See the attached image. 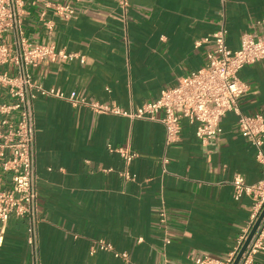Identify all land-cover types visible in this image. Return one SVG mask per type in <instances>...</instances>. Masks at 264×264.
I'll return each instance as SVG.
<instances>
[{
  "label": "crops",
  "instance_id": "1",
  "mask_svg": "<svg viewBox=\"0 0 264 264\" xmlns=\"http://www.w3.org/2000/svg\"><path fill=\"white\" fill-rule=\"evenodd\" d=\"M127 1L123 8L115 0H73L71 19L47 16L50 32L35 15L28 17L34 41L54 42L77 55L31 67L34 82L133 112L204 66L213 49L211 35L221 26L232 50L244 32L264 36V0ZM238 77L247 85L240 111L264 114V60L243 66ZM34 115L39 264H195L198 255L224 258L255 212L251 196L233 198L235 174L247 184L264 179L257 150L239 132L233 112L205 145L185 120L179 139L166 144L158 120L95 112L54 96L38 95ZM109 145L134 156L126 162ZM99 241L111 249L98 248ZM32 261L25 222L11 217L0 264ZM255 264H264V253Z\"/></svg>",
  "mask_w": 264,
  "mask_h": 264
},
{
  "label": "built area",
  "instance_id": "2",
  "mask_svg": "<svg viewBox=\"0 0 264 264\" xmlns=\"http://www.w3.org/2000/svg\"><path fill=\"white\" fill-rule=\"evenodd\" d=\"M72 1L0 0V96L3 98L0 103V246L10 218L22 219L33 264H39L34 124V101L38 95L65 99L74 106L87 105L95 112L158 120L165 128L166 144L179 139L180 122L185 120L194 126L196 137L205 145L222 132V119L228 112H233L237 116L239 132L256 148V158L264 168V151L261 149L264 144V114L240 111L239 98L247 91V85L238 77L243 66L264 60V36L244 32L238 48L232 50L226 45L227 30L221 26L211 35L213 49L207 52L204 66L179 78L175 85L163 88L158 98L145 102L133 112H124L117 106L87 101L76 92L66 95L55 88H44L33 80L31 67H37L44 61H70L77 55L58 49L54 42L34 41L27 33L26 19L35 15L50 32L53 24L47 16L71 19L75 15ZM115 1L123 8L128 6L127 0ZM80 59L83 61V57ZM108 149L118 152L126 162L134 156L122 148L109 145ZM123 176L135 178L128 172ZM231 184L233 198L239 200L244 195L251 196L255 212L228 256L198 255L194 258L195 264H232L264 208V179L247 184L241 174H235ZM159 215L160 222L164 224L165 212L160 211ZM164 241L169 243L170 239L165 236ZM97 247L111 249L110 244L104 241H99ZM262 253L264 217L237 264H255L256 256ZM115 256L127 257L125 253H115ZM164 261L167 264V259Z\"/></svg>",
  "mask_w": 264,
  "mask_h": 264
},
{
  "label": "water",
  "instance_id": "3",
  "mask_svg": "<svg viewBox=\"0 0 264 264\" xmlns=\"http://www.w3.org/2000/svg\"><path fill=\"white\" fill-rule=\"evenodd\" d=\"M262 217H264V208H262L258 218L256 219L255 223L253 224V226H252V228H251V230H250V232H249V234H248L243 246L241 247L239 253L237 254V256H236V258H235V260L233 261L232 264H237L242 252L244 251V249H245L246 245L248 244L249 240L251 239V237H252L253 233L255 232V229L258 226V224H259V222H260Z\"/></svg>",
  "mask_w": 264,
  "mask_h": 264
}]
</instances>
